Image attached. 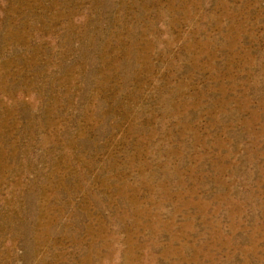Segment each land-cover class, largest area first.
I'll return each mask as SVG.
<instances>
[{"label": "rangeland", "instance_id": "rangeland-1", "mask_svg": "<svg viewBox=\"0 0 264 264\" xmlns=\"http://www.w3.org/2000/svg\"><path fill=\"white\" fill-rule=\"evenodd\" d=\"M0 264H264V0H0Z\"/></svg>", "mask_w": 264, "mask_h": 264}]
</instances>
